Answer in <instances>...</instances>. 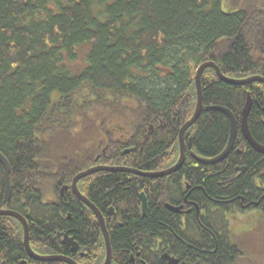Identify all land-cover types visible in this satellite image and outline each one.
Wrapping results in <instances>:
<instances>
[{"label": "trees", "instance_id": "16d2710c", "mask_svg": "<svg viewBox=\"0 0 264 264\" xmlns=\"http://www.w3.org/2000/svg\"><path fill=\"white\" fill-rule=\"evenodd\" d=\"M231 2L235 9L227 12L222 0H0V151L10 162L12 184L11 199L5 201V169L0 162V209L19 211L34 222L30 240L35 251L57 249L59 192L78 173L97 162L143 171L157 168L164 157L158 140H177L178 122L194 113L196 67L212 60L228 77L264 76V0ZM84 45L85 65L73 71L69 62L77 60V48ZM202 85L206 103L224 105L235 114L248 95L264 104L262 82L229 84L208 68ZM262 120L263 112L254 105L251 127L264 144ZM168 123L164 131L158 129ZM193 128L207 156L218 154L227 142L229 122L222 112H207ZM126 149L131 151L122 154ZM232 157L229 164L243 162L251 172L264 175V160ZM230 171L231 175L206 180L209 194H245L251 188L249 175L232 183ZM79 187L99 208L116 206L115 250L159 233L170 237L168 211L156 204L157 194H164L157 179L100 172L81 179ZM142 191L150 199L147 217H141ZM66 195L76 203L68 208L72 221L67 222L88 241L97 230L87 215L80 214L71 190ZM48 198L51 203H44ZM23 239L21 223L0 216V264H67L31 259ZM260 246L264 249V242ZM211 250L214 255L201 258V264H256L250 254L244 258L243 250ZM180 251L196 253L193 264L199 259L196 251Z\"/></svg>", "mask_w": 264, "mask_h": 264}, {"label": "flooded vegetation", "instance_id": "af4514ba", "mask_svg": "<svg viewBox=\"0 0 264 264\" xmlns=\"http://www.w3.org/2000/svg\"><path fill=\"white\" fill-rule=\"evenodd\" d=\"M184 103L185 100H182L181 104ZM254 105H257L259 110H261V112L264 114V104L258 100L252 101L250 113ZM196 106L197 101L195 109ZM218 107L228 108L224 105H216L213 103L208 104L203 99V109L199 117H203L201 120V122H203L207 112L210 113L214 111L222 112L227 117L229 122V133L227 142L220 152L214 156H207L198 147L196 143L198 131L196 128L195 131H193V126L196 127L201 123L197 122L199 119L198 118L197 121L184 133L183 141L185 147V161L182 166L171 174L152 178L157 179L158 186L161 187L164 192L163 197L159 193L157 194L159 195V202L156 204L158 206H163L168 211L166 214L170 217L169 223H171L170 226H172V229L170 226H168L170 231L169 238L166 239L159 233L153 237H148L146 241H135L133 247L115 250L113 232L117 227L116 223L119 218L116 206L112 204L106 209L99 208L96 203H94L93 199H91V196L80 189L78 182V187L81 193L98 208L104 217L105 227L109 235L112 250V259L110 264H114V260H118V264H125L124 262H126V264H169V259L166 258V255L169 258L177 259V264H193L195 259L193 258V255L196 253L191 255H181L180 249L182 247L186 248L187 252H198L195 257L199 259H196L197 263L195 262V264H201L202 260L200 259L203 257L207 258L208 256L214 255L215 252L211 250L213 247H215L216 250L220 249L221 247H225L231 252L235 251L236 249L241 251H250L251 249L252 251L253 242H255L257 235H261L259 229L264 226V175L261 173L259 174L256 170L251 172L248 165H244L243 162L233 165L229 164V161L232 162V155H243L251 156L257 162H259L260 160H264V153L254 149L244 136L242 128V111L245 107L244 105L238 114H235L231 109L228 108L234 114L237 121V132L233 147L229 154L219 162L204 163L198 160L195 155L202 159L211 160L220 156L228 147L231 136L232 122L230 117L223 110L218 109ZM176 112L183 113L184 109L177 108ZM250 113L248 116V125L253 138L256 140L251 127ZM188 120L185 122H178L181 124V126L179 127V132L176 135L177 140H175L174 137L165 142L158 140L162 143L164 157L160 156L156 169L146 172L165 171L178 162L182 148L180 136L181 129ZM171 122L174 125L172 126L174 127V134L172 133V135H175L177 132V126H175L174 122L177 121L173 119ZM261 122L264 124V120ZM169 125L170 123H168L165 127L158 126V129L164 131V129H167ZM160 134L161 132H158L157 136ZM148 141L149 139L147 142ZM257 142L261 145H264L259 141ZM142 143L140 149L141 151L146 144L145 143L142 145ZM234 148L235 150L233 151ZM125 151L126 152H123L122 154L130 152L131 150L126 149ZM169 154L177 156H175V159L172 158L165 161L164 159L168 158ZM229 157L232 158L229 159ZM259 164L260 163H258L256 166ZM101 165L106 164L97 162L86 169ZM189 168H192L191 172L188 171ZM228 168L230 170L232 168L233 173V177L229 179L230 182H237V180H239L243 175H249L252 180L251 188L247 190L245 194L235 193L232 190L218 194H209L206 190L207 188L204 186L206 184V180L208 181V179L215 177V175L220 177H223L224 175H231V171ZM100 172L113 171L101 170L93 174ZM191 176H195V179L191 180ZM72 182L73 179L70 184H64L62 186L59 192V201H57L56 204V206H58L60 209V213L57 217V228H55L56 235L54 237L55 244L58 245L57 249H53L50 253H43L35 251L34 249L33 250L40 255L68 256L75 260L78 264H104L107 260V241L104 228L102 227L96 212H94L92 208H90L74 193L72 189ZM69 190H71L75 199L80 203L81 207H78L81 211L80 214H84L85 216L87 215L97 230L91 234V238L88 241H85L82 237H80L77 231L72 229L70 224L67 222L68 220L72 221V213L68 208L72 206V204H74L76 207L74 199L69 198L68 195H66L68 194ZM142 193H145L148 200V209L146 214H144L143 211ZM140 198L141 217H147L150 209V199L146 191H142L140 193ZM50 201L51 199L48 198L47 201H44V203H51ZM84 207L89 208L92 212H90L88 215V213L83 210ZM61 211H66V213ZM27 220L31 229V224L34 222L28 218ZM52 233H54V231H52ZM247 237L249 238V243L245 244L244 238ZM66 240H71L73 245H69ZM25 250L27 251L26 247ZM27 253L31 259L38 261L34 259L28 251ZM22 263L28 264L26 260H24Z\"/></svg>", "mask_w": 264, "mask_h": 264}, {"label": "water", "instance_id": "95a60500", "mask_svg": "<svg viewBox=\"0 0 264 264\" xmlns=\"http://www.w3.org/2000/svg\"><path fill=\"white\" fill-rule=\"evenodd\" d=\"M208 68H213L216 71L218 77L221 80H223L224 82H227L229 84L246 85V84H250L253 82H257V81L264 83V76H262V75H252V76H249L246 78L228 77L221 71L219 65L215 61L203 62L198 67L196 75H195V82H196L197 94H198L197 106H196L195 112H194L193 116L191 117V119H189L181 129V134H180L181 141H182L181 154H180V158H179L178 162L174 166H172L171 168H169L165 171L146 172V171L139 170L137 168L127 167V166L101 165V166H95V167L86 169V170L78 173L73 178L72 189H73L74 193L84 203H86L90 208H92V210L94 212H96V214L98 215V218L102 224V227L104 228L105 235H106V241H107V260L104 264H110L111 259H112V250H111V245H110V239H109L107 229L105 227L104 217H103L102 213L98 210V208L85 195H83L81 193V191L79 190V187H78V182L82 178L87 177V176H89L95 172L101 171V170L113 171V172H129V173H134L137 175L147 176V177H151V178H157L159 176H165V175H168V174H171V173L177 171L185 161V147H184V141H183L184 133L190 126H192L197 121V119L201 115V112L203 109L202 76H203L204 71ZM252 101H253V99H252L251 95H248L247 102H246L245 107L243 108V111H242L243 133H244V136L247 139V141L250 143V145L254 149H256L257 151H259L261 153H264V145H261L260 143H258L253 138V136L250 132V129H249V125H248V116H249V113L251 110ZM218 109L223 110L231 119L232 129H231L230 141H229V144H228V147L226 148V150L220 156H218L214 159L206 160V159H202V158L195 155V157L198 160H200L201 162H204V163L219 162V161L223 160L231 151V149L233 147L234 140H235V136H236V132H237L236 117L228 108L218 107ZM151 129H152V127H151ZM149 135H150V132L146 134L142 145H144L147 142ZM0 162L2 163V165L4 166V169H5V186H6L5 201H9L11 198V195H12V184H11V177H10L11 167H10V162L8 161L6 156L1 151H0ZM141 195H142V202H143V211H144V214H146L147 209H148V200H147L145 193H142ZM0 216L15 217L16 219H18L22 223L23 228H24L25 247H26L27 251L29 252V254L34 259L39 260V261H64V262H67L68 264H78L75 260H73L72 258H70L68 256H64V255H40V254L36 253L32 249L31 244H30V226H29L28 220L21 213L15 211V210H11V209H0ZM66 242L69 245H73L71 240H66ZM166 258L169 259V264H177V262H178L177 259L169 258L167 255H166ZM183 264H186V263H183Z\"/></svg>", "mask_w": 264, "mask_h": 264}, {"label": "rangeland", "instance_id": "374dc122", "mask_svg": "<svg viewBox=\"0 0 264 264\" xmlns=\"http://www.w3.org/2000/svg\"><path fill=\"white\" fill-rule=\"evenodd\" d=\"M223 2V9L225 11H232L235 9V6L232 4L231 0H222ZM87 53V45L81 46L77 48V60L75 62H69L70 63V67L73 71H78L81 68H83V66L85 65V56ZM197 67L195 68L196 71ZM260 232L261 235H257L255 242H253V249L251 251H245L244 253L246 254L244 258H249V254L250 256L253 258V260H256V264H261L260 261V257L262 255L261 251H264V249H262L260 247V245L262 244V239L264 240V226H262L260 228ZM244 243L248 244L249 243V238H244ZM249 248V246H248ZM248 250V249H247ZM245 261V260H244Z\"/></svg>", "mask_w": 264, "mask_h": 264}, {"label": "bare ground", "instance_id": "6f19581e", "mask_svg": "<svg viewBox=\"0 0 264 264\" xmlns=\"http://www.w3.org/2000/svg\"><path fill=\"white\" fill-rule=\"evenodd\" d=\"M85 178V177H84ZM83 179V178H82Z\"/></svg>", "mask_w": 264, "mask_h": 264}]
</instances>
